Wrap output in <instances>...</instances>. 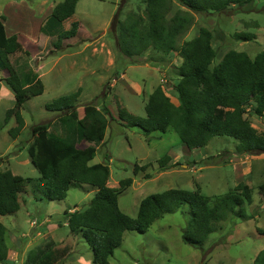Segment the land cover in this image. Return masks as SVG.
Returning <instances> with one entry per match:
<instances>
[{
	"label": "rangeland",
	"instance_id": "374dc122",
	"mask_svg": "<svg viewBox=\"0 0 264 264\" xmlns=\"http://www.w3.org/2000/svg\"><path fill=\"white\" fill-rule=\"evenodd\" d=\"M62 1L0 0V16L7 17L11 12L13 23L21 29L18 33L24 37L19 39L15 56H21L25 50L30 52L29 67L44 87L41 95L24 104V128L12 139L8 131L15 122L11 118L4 124V114L13 107L14 96L2 81L6 73L0 71V171L9 170L23 178L39 177L26 150L32 142L31 128L58 117L57 113L47 111L45 105L80 89L77 107L83 123V107L88 104L97 108L105 105L114 118L108 120L105 142L98 146L89 164L108 165L109 187L117 188L126 178L133 180L131 187L118 196L120 211L130 218L136 217L142 199L168 189H198L207 197L224 195L239 183L251 189L252 201L244 206L248 218L231 216L220 223L219 230L208 236L202 249L182 241L183 230L189 223V208L184 205L155 221L143 234L125 232L109 264H253L264 247V236L260 234L264 230V198L259 190L264 181V154L235 156L237 142L224 137H215L204 148L188 151L173 131L146 136L137 128L122 127L118 121L119 107L145 117L147 98L157 86L177 105L173 86L178 80L175 68L181 60L176 54L162 56L153 51L129 59L118 52L112 20L117 12L121 21L131 12L143 14L142 0H79L73 17L63 24L68 30L71 22H78L79 36L51 53L54 49L47 37L23 29L34 27ZM253 8L250 12L193 14V24L178 44L193 39L200 28H206L213 33L212 46L217 54L212 66L230 50L254 58L264 50V0L256 1ZM178 9L180 6L174 2L168 17ZM243 32L255 35L256 40L242 42L233 38ZM86 45L88 48H84ZM248 119L258 132L264 130V121L251 115ZM165 155L171 157L170 164L174 166L159 171L157 162ZM135 165L146 169L134 175ZM93 195L88 186H76L70 188L63 201L48 202L28 188L20 195V210L13 216L0 217L6 227L8 246L7 261L0 264H23L29 250L49 243L53 249L68 251L57 264H92L90 248L79 236L70 234L64 214L87 208Z\"/></svg>",
	"mask_w": 264,
	"mask_h": 264
},
{
	"label": "trees",
	"instance_id": "16d2710c",
	"mask_svg": "<svg viewBox=\"0 0 264 264\" xmlns=\"http://www.w3.org/2000/svg\"><path fill=\"white\" fill-rule=\"evenodd\" d=\"M78 1L63 0L56 4L41 25L39 32L48 38L54 49L51 53L63 49L65 41L78 36V22H71L68 30L63 28L73 17ZM256 1L142 0L143 14L131 12L121 21L117 12L111 29L116 31L120 54L132 59L153 51L162 56L176 54L181 60L175 68L178 80L173 86L177 105L157 86L147 98L145 117L119 107V124L137 128L146 136L173 131L188 151L204 148L215 137H224L237 142L235 156L264 154V130L258 132L248 119L251 115L264 121V50L254 58L230 50L212 66L217 56L212 46V31L200 28L196 37L178 44L192 26L193 14L250 12ZM174 2L181 9L168 17ZM4 21L0 16V71L6 73L2 81L14 96L13 107L4 114V124L14 119L15 126L8 135L15 139L24 128L21 114L24 104L41 95L44 87L38 74L29 67L30 52L25 50L21 56H15L19 35L7 36ZM233 38L242 42L256 40L255 35L245 32L236 33ZM80 93L78 89L45 105L47 111L57 113L58 117L31 128L32 142L26 150L39 173L37 179L0 171V217L13 216L20 210V195L28 188L40 200L59 202L66 198L70 188L88 186L94 191L88 207L65 212L64 217L70 234L79 236L90 248L92 264H109L125 232L143 234L155 221L184 205L189 208V223L183 230L182 241L195 249H202L208 236L217 232L220 223L229 217L248 218L244 206L252 201L251 189L243 183L224 195L211 197L202 195L198 189H168L142 199L135 218L122 213L118 196L131 187L133 180L126 178L117 188L109 187L108 165L89 164L104 142L108 120L114 118L105 105L97 108L88 104L83 107L86 120L83 123L77 107ZM83 144L84 148H80ZM170 162L168 155L160 158L159 171L172 168ZM145 169L146 166L135 165L134 175ZM259 190L264 198V181ZM260 234L264 236V230ZM67 253L66 248L53 249L49 243L29 250L23 264H57ZM7 258L6 227L0 222V263H5ZM253 264H264V247Z\"/></svg>",
	"mask_w": 264,
	"mask_h": 264
},
{
	"label": "crops",
	"instance_id": "0c3cea01",
	"mask_svg": "<svg viewBox=\"0 0 264 264\" xmlns=\"http://www.w3.org/2000/svg\"><path fill=\"white\" fill-rule=\"evenodd\" d=\"M53 9V8H52ZM52 9H51V11H52ZM51 11H50V13H51ZM3 17L5 18V21H4V26H5V30H6V34H7V36H10V35H13V34H17V35H19V39L20 38H24L23 36H22V34H20V33H18V31H20L21 29L20 28H18L14 23H13V21H12V19H11V12L8 14V16L6 17L5 15H3ZM45 19L46 18H43L38 24H36V25H33L34 27H24V29H23V32H28V31H30V30H32V31H36V32H39V30H40V27H41V25L44 23V21H45ZM13 28V29H12ZM8 29L10 30H12V31H10V32H8ZM79 33H80V31H79V29H78V36H79ZM42 37H43V35H41ZM77 36V37H78ZM76 37V38H77ZM73 39H75V38H73ZM72 40V39H71ZM47 41H49V40H47ZM69 41V40H68ZM68 41H66L64 44H67V42ZM88 46L89 45H86V46H84V48H88ZM104 142H105V139H104ZM103 142V143H104ZM84 144L82 145V146H80V148H84ZM247 158V157H246ZM243 164H245V162H243ZM250 172H251V170H250V168H248L247 169V174H250Z\"/></svg>",
	"mask_w": 264,
	"mask_h": 264
}]
</instances>
